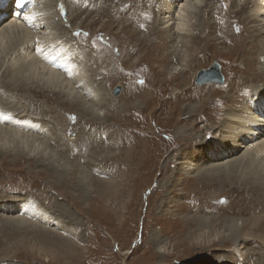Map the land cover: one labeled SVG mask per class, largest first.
Segmentation results:
<instances>
[{
    "label": "rangeland",
    "instance_id": "rangeland-1",
    "mask_svg": "<svg viewBox=\"0 0 264 264\" xmlns=\"http://www.w3.org/2000/svg\"><path fill=\"white\" fill-rule=\"evenodd\" d=\"M14 1L11 2L13 6ZM133 1L66 0L71 12V17L65 20L67 29L73 31L76 28L74 37H67L73 51L69 54L71 58L78 56V61L84 62L86 70H90L91 79L97 82L98 99L106 105V116L101 115L103 119H92L90 102L68 108L55 103L57 96L53 94L49 95L51 99L48 101L46 96L37 98L33 91H27L24 95L31 99L20 95V102L14 98L17 92L0 91V105L12 104L15 100L21 107L22 104L29 106L30 101L36 103L31 106L34 113L30 114L31 118L27 116V120L34 121L35 126V122L40 120L37 129L50 134L47 144L51 151L50 160L45 158L43 163L21 155H0V199L2 194L4 197L25 195L34 200V206L40 208L38 212L61 219L62 225L68 223L69 229L65 231L60 228L62 226L38 222L29 215L22 217L28 224L16 227L0 212V264H264V250L256 244H246L242 255L235 251L236 244L231 242V238L236 236L239 242L244 241L241 232L244 225H249L253 217L264 213L262 208H251L248 202L256 196L255 192L264 200V191L261 190H264V153L256 155L251 150L249 156L253 158L235 167L226 177L218 175L213 180L194 182L193 178L202 173L206 164L195 168L186 181L179 174L181 172L178 173L186 165L184 162L201 157L208 144L212 143L207 124L213 123L209 126L220 129L221 120L227 116L225 111L229 103L222 97L228 94L226 92L234 83L230 77L237 68L243 67L241 61L250 54L244 52L247 42L253 38L248 33L251 24L244 23L241 14L231 15L225 28L227 35L220 34L218 27L209 31L207 25H198L188 42L190 46L183 48L180 44L178 59L172 53L167 54L169 48L162 47L151 55L147 54V60L133 64L131 71L122 73L127 67L121 56L122 44L126 40L124 33L138 24L144 23L147 28L152 17L151 14L145 15L149 0H136V3L144 1L137 12ZM219 2L214 20L215 15L221 16L224 8L227 11L235 4L233 8L236 9L245 0ZM207 3L209 0H202L200 6L201 11L207 10L203 17L210 22L213 17ZM35 4L40 7L39 3L33 6ZM157 5L158 1H155ZM129 15L136 17L130 18ZM134 29L141 34V29ZM222 38H227L225 43L220 41ZM191 50L201 53L196 54V64L189 73L181 63ZM230 50L234 52L229 55ZM136 55L132 58L139 54ZM165 60L169 62L168 66ZM214 64L220 66L223 80L201 85L195 83L198 73ZM93 65L99 67L98 71H93ZM172 65L178 67L174 71L181 72L176 77H172ZM163 66L169 71L166 67L161 68ZM5 74L4 69L0 71L3 78ZM19 75L24 76L19 82H29L38 74L34 70H26ZM153 77H157V84L165 88L154 94L150 107L141 114L145 106L139 92L144 89L138 87L148 85L151 93ZM117 86L121 90L115 94ZM197 88H203L199 94H196ZM178 90L182 98H176ZM189 91L192 94L189 95ZM204 98L203 113L188 120L187 108L201 104ZM161 105L166 108L162 109ZM14 115L17 116L16 113ZM63 117L65 120L61 123ZM183 131L204 136L206 142L193 147L180 142L177 137L184 134ZM66 138L74 141L69 143ZM15 147L18 151L21 148L18 144ZM141 150L144 152L142 155L139 154ZM184 154L188 159L183 157ZM51 161L55 162V172L44 167ZM138 164L142 169H138ZM222 177L226 181H222ZM172 182L176 183L174 188ZM254 183L260 191H250ZM156 231L163 251L167 252L164 259L158 256L156 259L153 255L158 250L153 244L152 251H147L146 246L152 243L151 234ZM256 232L264 234L262 230ZM215 238L223 240L204 247L206 242ZM181 239L203 246L195 249L181 244L174 249L171 245ZM231 250L235 260L230 259Z\"/></svg>",
    "mask_w": 264,
    "mask_h": 264
},
{
    "label": "bare ground",
    "instance_id": "bare-ground-1",
    "mask_svg": "<svg viewBox=\"0 0 264 264\" xmlns=\"http://www.w3.org/2000/svg\"><path fill=\"white\" fill-rule=\"evenodd\" d=\"M2 1L7 0H0V7L2 6ZM155 1H158L157 6H155ZM201 1L202 0H149L146 2L147 11L145 12V15H152V17L149 19V26L151 29L149 26L146 28L144 23L140 25L138 24L137 26L135 25L136 27L134 28L137 30L141 29V34H139L134 28L129 32H125L124 34L126 35V40L122 44L123 48L121 49V56L123 57L125 65L127 66L126 70H123L122 72L125 73L127 71H131L130 69L134 66L133 64L136 65L140 61L147 60L148 58L145 59L147 54L151 55L156 49L162 47L167 49L169 48V50H166L169 52L167 54L170 55V53H172L178 59L181 53V48H187L190 46L188 42L192 40L191 38H193L194 35L193 31L196 27H198V25L200 27H202V24L204 26L207 25V29L209 31H212V28L214 27H218L220 29V34L227 35L225 33V28L227 27V21L231 15L238 14L239 16L241 14V20L244 23L251 24L248 26V33L253 38L247 42L248 47L244 52L246 55L249 53L250 54L248 57H245L243 61H241L243 67L240 66L237 68L235 73H233V76L230 77L234 83L231 85L229 92H226V94H228L225 97H222L229 103V108L225 111L227 116L224 120H221L220 123H222V125L220 129H218V127L215 128L214 126H209L213 123L207 124L209 127V133L212 135V143L208 144V146L205 148L207 150L201 155V157H195L193 160H191V162H184L186 165L183 166L182 169L178 170V173L181 172L179 174L185 178V181L189 179L188 176L194 171V169L198 168V166L202 164H206V166L202 168V173H197L198 175L193 178V181L213 180V178L216 179L218 175H225L226 177V174H229L231 171H233L235 167H238L240 164L250 158L252 159L253 157L249 155H251L254 151L256 155L259 153H264V0H245V2H241L236 9L233 8L235 4L227 11L224 8L221 16L215 15V20L214 14H216V9H218L220 2L219 0H209V4L207 3L206 5L208 7L211 6L209 9L213 17V21L211 20L210 22L203 17L207 10L203 9L201 11ZM36 2L40 4V7L37 4L33 6V4ZM133 2L135 5L134 11L136 12L140 10L139 8L144 3V1L136 3V0ZM11 5L13 4L10 2L5 9L0 8V71H3L4 69L6 72L4 78L3 75L0 76V91L4 89L17 92L14 98L17 97L19 99V96L21 95L24 98H29V100L31 98L24 95V93L27 91H33L37 98H40V96H46L48 101L51 99L49 95L53 94L57 96L55 103L65 105L68 108L78 107L83 102H90V113L92 115V119L96 121L103 119L101 115L106 116V113L104 112L106 105L98 99L99 96L96 92L97 82L95 79H91L90 74H88L90 73V70H86L83 64L84 62L81 63L78 61V56L71 58L69 54L73 51L72 45L70 44V41L67 37L72 35L74 37L76 28L73 29V31L72 29L71 31L67 29V22L65 23V20L67 21V18H69V16L71 17V12L66 0H49L45 3L41 0H15L14 6L17 5V7L13 13L9 14V7H11ZM29 9L30 11H28ZM77 12H79L78 8ZM134 16L135 15H129L130 18ZM140 18L141 17H139V19ZM197 20L198 23H196ZM147 33H149V36H146ZM132 35H134L135 38H132ZM222 39L223 40L220 41L225 43L227 38ZM180 44H182V47L179 50V46H181ZM172 46L175 49L171 51V48H173ZM64 47H67L69 51ZM233 52L234 50H230L229 55L233 54ZM198 53L201 52L197 50H191L190 54L185 55L186 57L182 59L181 64L184 65V68L187 71L189 70V73L192 72L193 67L196 64L194 59ZM136 54L139 55L137 56ZM134 55L137 56L134 57L135 59L132 58ZM165 63L167 66L169 65V62L166 60ZM96 66L97 65H93V71H98L99 67ZM165 67L166 66H163L161 68L165 69ZM167 68L168 67H166V71H169V68ZM176 68L178 67L175 65V67L173 66L171 69V73H173L172 77H176L178 73H181L176 70L174 71ZM26 70H34V72L38 74L37 78H33L32 81L29 82H19L20 78L24 77L19 74ZM240 73L244 74L240 76ZM151 80L150 87L153 90H151V93H149V89H147L148 85H145L144 87H138V89H144L143 92H139V97L142 99V102L145 106L144 109L141 110V114H143L144 111L150 107L151 100L155 97L154 94H156L160 89L165 88L162 85L157 84V77H153ZM185 80L186 79H184V81ZM184 83L187 85L186 82ZM195 83L197 82L195 81ZM141 84L143 83L141 82ZM197 84L201 85L203 83ZM154 86L159 87L153 89ZM202 89L203 88H197L196 94H199ZM179 91L180 90L175 93L176 98L183 97L182 95H179ZM190 94H192V92L189 91V95ZM110 95L111 94H109V96ZM252 95L254 98H251L253 97ZM137 96L138 95L136 94L135 98ZM33 100L36 99L33 98ZM201 101V104L187 108V114L190 116L188 120L191 118H197L201 113H203V109L205 107L204 102L206 101V98L202 99ZM20 102L15 100L12 104L8 102L4 103V105H0V155L6 156L9 153L13 154L15 157L21 155L23 158H32L36 161L39 159V161H42L43 163L45 158L48 159L51 156L49 144H47V142L50 140V134H43L40 132L41 128L37 129L40 127L38 126L40 120L35 122L37 126L33 125L34 121L32 123L30 120H27V116L30 117V114L34 113L31 106L36 105V103L34 104L30 101L29 106L22 104L23 107H21L19 104ZM161 108L164 109L166 107L161 105ZM181 112L182 109L179 113ZM14 113H16L17 116H15ZM64 118L65 117L61 118V123L65 120ZM90 121L91 119H89V124L91 123ZM100 123L101 125L104 124L102 122ZM183 132L184 134L178 135V140L180 142H185L191 147H193V145H201L202 142H206L203 138L204 136H196L195 134L187 133V131ZM66 139L69 143L72 142V140L74 141L72 138V140L69 138ZM16 144L21 146L19 151L18 149L16 150ZM106 144H108V142ZM251 150L252 153H250ZM143 153L144 152H142V150L139 152L140 155ZM183 157L187 158V155L184 154ZM129 163L132 162L130 161ZM181 163H183V161ZM54 164L55 162L51 161L47 166L44 167L55 172L56 169H53ZM141 167L140 164H138V169H142ZM4 172L3 174H5ZM66 173L67 172H65L64 175ZM222 181L226 180L223 178ZM255 183L252 184L250 191H260L259 186ZM171 184L173 185V188L176 185V183L174 184L173 182ZM261 190L264 191L262 188ZM257 194L258 193L255 192L254 195L256 196H254V198L248 202L251 208H262L261 210L264 212V200L258 198ZM38 211H40V208H36L34 206V200L25 197V195L4 197L2 194L1 196L0 212L3 215H6L5 217L7 220H9V222H11L13 226L23 227L24 224H28L25 223V220H23L22 217L25 218V215H29L30 217L36 218L38 222L53 225L55 227L62 226L60 227L61 229H64L65 231L69 230L67 226L68 223L62 225L63 222L61 219L57 220L54 218L55 216L51 217L52 215L48 216V214ZM43 220L45 222H43ZM161 220L162 219L159 221L161 222ZM244 227H246V230L243 229ZM244 227L242 228L241 232H243L242 239H245V242L241 240L239 242L237 236L231 238V242L236 244L235 251L242 254V251L245 249V246L248 243H251L252 245L256 244L262 248V250H264V234L256 232L258 230L264 231V213L253 217L249 225H244ZM157 232L158 231L151 234L152 243H149L150 246H146L147 251L149 252H151L153 248L151 244L155 245L156 248L158 247V250L156 249L157 254L153 253V255H156V259L159 257L163 258V256L166 255L165 253H167L166 250L163 251L161 241H158L159 239H157ZM186 240L187 239H181L171 246L174 249H176V247L180 246L181 244L186 245V247L191 246L190 248L194 247L195 249L196 246H203L201 243L197 242L187 241L186 243ZM217 240L221 241L223 239L215 238L213 241H209L208 243L206 242L204 247L207 248L208 246L215 245ZM243 243H245V245H243ZM44 244L43 247L45 246ZM67 250L70 251L69 248ZM124 251L131 252L127 249H124ZM235 251L233 250V252ZM54 254L56 255V253ZM231 256V258H229L235 260L232 250ZM1 258L3 257L1 256Z\"/></svg>",
    "mask_w": 264,
    "mask_h": 264
},
{
    "label": "water",
    "instance_id": "water-1",
    "mask_svg": "<svg viewBox=\"0 0 264 264\" xmlns=\"http://www.w3.org/2000/svg\"><path fill=\"white\" fill-rule=\"evenodd\" d=\"M222 80H223V76L220 71V66L216 64L212 65L211 68L209 69L201 70L196 78L197 83H207L211 81L221 82ZM120 90H121L120 86L115 88V94L119 93Z\"/></svg>",
    "mask_w": 264,
    "mask_h": 264
}]
</instances>
